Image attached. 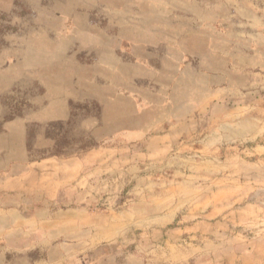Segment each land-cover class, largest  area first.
<instances>
[{
  "label": "rangeland",
  "instance_id": "obj_1",
  "mask_svg": "<svg viewBox=\"0 0 264 264\" xmlns=\"http://www.w3.org/2000/svg\"><path fill=\"white\" fill-rule=\"evenodd\" d=\"M54 1L0 9V52ZM127 1V12L97 4L92 21L115 23L99 46L46 58L30 37L28 61L21 48L26 82L0 98L30 118L33 162L93 149L121 160L90 187L93 219L33 204L45 232L33 220L28 243L0 241V264H264V0ZM64 100L67 115L42 121Z\"/></svg>",
  "mask_w": 264,
  "mask_h": 264
},
{
  "label": "crops",
  "instance_id": "obj_2",
  "mask_svg": "<svg viewBox=\"0 0 264 264\" xmlns=\"http://www.w3.org/2000/svg\"><path fill=\"white\" fill-rule=\"evenodd\" d=\"M16 2L17 0H0V9L10 12L15 9ZM99 2L105 5V8L116 7V10L125 12L128 10L127 0H119V3L115 4L111 0H55L51 5L39 6V15L35 19L37 30L26 35L24 42L18 40V47L9 45L6 50L0 52V58L12 59L6 66V63H0V94L4 90L16 89L17 84L26 82L25 78H19L17 83V76L27 75L20 72L16 66L21 62V48L23 56L25 55L23 59L28 61L32 56L39 58L27 44L30 37H43L45 46L50 49L46 58L57 59L65 57L70 47L75 44H78V47L91 48L115 36V33L110 31L115 24L111 20L98 24L91 19V14L97 9ZM125 23L126 20L120 21V26ZM45 82L47 83V80ZM59 104L65 107L64 113H59L57 108L56 117H51V109L54 106L48 105L45 111H42L46 115L42 121H55L67 115V101L57 105ZM3 107L0 98V241L5 243L8 236L17 235L22 243H28V228L33 220H37L35 234L41 235L45 232L46 224L43 226L40 220L43 219V211H35L33 214V204L45 210L49 202L55 203L58 210H67L83 220L93 219L91 210L94 209L97 198L90 187L97 178L102 177L100 174L106 164H113L121 159L112 156L97 158V151L93 149L86 154L76 150L68 158L33 162L30 141L27 139L29 131L26 130V124L31 122L30 118L26 113L17 118L10 116ZM99 150L105 151V155L111 154L105 149ZM51 174L55 180L49 182ZM33 175H36V178H33ZM65 191L70 194V203L67 206L62 205L64 199L61 198V192ZM83 220L76 222L77 226L89 227ZM7 250L11 251V248Z\"/></svg>",
  "mask_w": 264,
  "mask_h": 264
}]
</instances>
